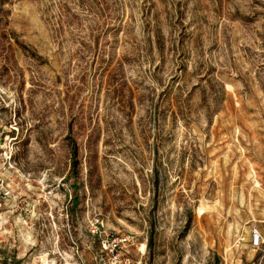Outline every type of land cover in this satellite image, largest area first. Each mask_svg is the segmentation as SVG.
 <instances>
[{"label": "rangeland", "instance_id": "rangeland-1", "mask_svg": "<svg viewBox=\"0 0 264 264\" xmlns=\"http://www.w3.org/2000/svg\"><path fill=\"white\" fill-rule=\"evenodd\" d=\"M264 0H0V262L264 264Z\"/></svg>", "mask_w": 264, "mask_h": 264}, {"label": "built area", "instance_id": "built-area-1", "mask_svg": "<svg viewBox=\"0 0 264 264\" xmlns=\"http://www.w3.org/2000/svg\"><path fill=\"white\" fill-rule=\"evenodd\" d=\"M99 235L103 244V264H140L124 256L127 253V238L113 236L107 231H101ZM248 243L253 252H260L261 258L264 257V237L257 228L250 229Z\"/></svg>", "mask_w": 264, "mask_h": 264}, {"label": "crops", "instance_id": "crops-1", "mask_svg": "<svg viewBox=\"0 0 264 264\" xmlns=\"http://www.w3.org/2000/svg\"><path fill=\"white\" fill-rule=\"evenodd\" d=\"M1 261V260H0ZM0 264H6V263H2V262H0Z\"/></svg>", "mask_w": 264, "mask_h": 264}]
</instances>
